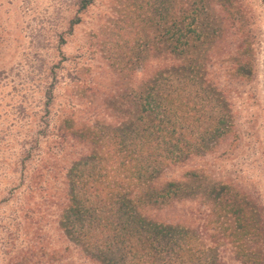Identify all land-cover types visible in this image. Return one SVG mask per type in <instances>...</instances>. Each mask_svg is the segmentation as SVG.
<instances>
[{
	"label": "rangeland",
	"instance_id": "374dc122",
	"mask_svg": "<svg viewBox=\"0 0 264 264\" xmlns=\"http://www.w3.org/2000/svg\"><path fill=\"white\" fill-rule=\"evenodd\" d=\"M80 2L0 0V264H99L60 227L68 171L93 150L72 133L128 122L138 110L129 92L158 72L182 87L183 121L194 120V109L208 130L224 114L230 126L208 149L164 162L149 187L194 173L246 195L264 214V0H95L85 10ZM170 13L201 32L198 48L188 50L200 49L203 87L173 75L188 52L156 50ZM117 63L130 68L121 72ZM246 63L252 75H237ZM131 195L149 199L138 187ZM158 201L142 203L140 214L185 227L198 246L214 249L217 264H244L216 233L229 222L214 223L209 202Z\"/></svg>",
	"mask_w": 264,
	"mask_h": 264
},
{
	"label": "trees",
	"instance_id": "16d2710c",
	"mask_svg": "<svg viewBox=\"0 0 264 264\" xmlns=\"http://www.w3.org/2000/svg\"><path fill=\"white\" fill-rule=\"evenodd\" d=\"M94 1L81 0L80 9H87ZM197 9H193L196 15ZM168 15L170 24L159 37L156 50L160 52L163 44L177 57L188 52L181 74L177 71L173 75L186 79L185 86L203 87L201 63L194 56L200 49L188 50L198 48L201 32L186 27L181 17ZM246 53L243 49L241 55ZM247 64L238 65L236 74L252 75ZM117 66L121 72L130 68L120 63ZM181 91L182 87H174L170 75L158 72L141 91L129 92L138 110L128 122L116 127L101 124L72 133L93 150L68 171V204L61 213L60 227L99 264H217L214 249L198 246L188 229L151 221L138 210L144 202L158 203V198H201L212 205L214 223L221 218L228 220L229 227L221 224L216 233L238 248L236 256L243 258L244 264H264L263 208L246 195L225 185H211L194 173L184 181L168 182L160 190L149 187L164 162L176 163L184 156L197 155L201 148L208 149L223 130H229L225 114L213 119L208 130L200 115H193L194 109L190 110L194 120L185 123L181 119L186 109ZM193 183L198 184L193 187ZM134 187L147 190L149 199L131 197Z\"/></svg>",
	"mask_w": 264,
	"mask_h": 264
}]
</instances>
